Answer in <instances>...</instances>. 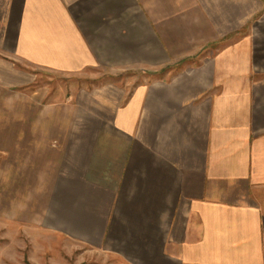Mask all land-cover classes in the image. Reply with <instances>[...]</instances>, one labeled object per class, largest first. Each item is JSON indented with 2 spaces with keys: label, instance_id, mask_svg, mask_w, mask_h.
Segmentation results:
<instances>
[{
  "label": "crops",
  "instance_id": "0c3cea01",
  "mask_svg": "<svg viewBox=\"0 0 264 264\" xmlns=\"http://www.w3.org/2000/svg\"><path fill=\"white\" fill-rule=\"evenodd\" d=\"M45 72L164 75L76 90ZM25 87L26 135L0 129V152L48 159L27 174L42 234L264 264V0H0V93Z\"/></svg>",
  "mask_w": 264,
  "mask_h": 264
},
{
  "label": "rangeland",
  "instance_id": "374dc122",
  "mask_svg": "<svg viewBox=\"0 0 264 264\" xmlns=\"http://www.w3.org/2000/svg\"><path fill=\"white\" fill-rule=\"evenodd\" d=\"M49 75L46 72L37 74L36 85L49 83L54 89L65 84L66 89L71 86L77 90L118 83L131 89L143 77L158 79L164 73H146L144 76L138 74L139 76L133 77L130 74L111 78L82 73L65 76L62 81ZM24 95H27L26 87L3 90L0 93V129L6 137L13 134L16 137L26 135L20 131L24 126H17L18 121L24 117L26 120L28 115V109L22 103L25 100ZM26 131L25 128L23 132ZM35 153L37 151L34 152L28 146L16 151L0 152V264H151L146 259L142 260L140 253H127L115 248L116 246L106 244L97 248L59 236L48 237L42 234L39 231L42 222L33 219L27 203L28 192L33 191L29 189L30 180L27 181V174L38 185L43 178V169L46 168L48 159ZM18 174L22 177L20 184L13 181Z\"/></svg>",
  "mask_w": 264,
  "mask_h": 264
}]
</instances>
